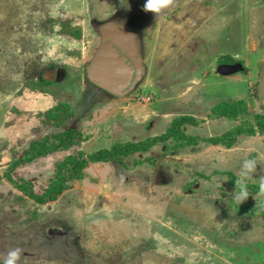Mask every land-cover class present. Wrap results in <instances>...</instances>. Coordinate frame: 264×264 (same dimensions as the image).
Instances as JSON below:
<instances>
[{
	"label": "rangeland",
	"instance_id": "rangeland-1",
	"mask_svg": "<svg viewBox=\"0 0 264 264\" xmlns=\"http://www.w3.org/2000/svg\"><path fill=\"white\" fill-rule=\"evenodd\" d=\"M143 4L0 0V260L18 247V264H264V193L249 187L264 177V131L233 133L264 115V0H171L157 18ZM105 35L136 53L120 97L86 77ZM223 101L246 112L213 116ZM180 117L195 124L174 127ZM66 130L70 148L23 161L31 141ZM227 134L230 147L211 140ZM244 159L256 169L240 203ZM78 160L56 198L29 195Z\"/></svg>",
	"mask_w": 264,
	"mask_h": 264
},
{
	"label": "trees",
	"instance_id": "trees-1",
	"mask_svg": "<svg viewBox=\"0 0 264 264\" xmlns=\"http://www.w3.org/2000/svg\"><path fill=\"white\" fill-rule=\"evenodd\" d=\"M213 116L224 117L229 120H235L239 115L246 112V104L244 101L237 102H227L223 101L215 106H213L210 110ZM255 127L250 126L243 130L240 128H236L234 130V135L239 133H245L247 135H251L255 133L257 130L264 131V115H258L256 117ZM189 122L190 124H195L194 119L188 117H180L175 119L172 123L174 127H180L183 123ZM230 134V133H229ZM227 134L225 136L226 141L224 140V136L211 139L214 143H221L227 147H230L233 139L230 135ZM233 135V136H234ZM78 137V133L76 130H66L62 133H58L52 136L51 139L45 138L42 140H33L28 144V147L24 151L23 161L31 162L35 159L44 157L47 154L57 152V151H65L73 145V140ZM139 145L129 144L122 147L117 153L125 154V152H134ZM142 149H146L143 147ZM115 150L112 152L108 151H98L94 154L89 155L88 160L90 162H98V161H111L113 160L112 156ZM85 164V160L74 161L71 165L66 164H58L55 167L54 174L49 178L46 189L43 190L41 196L36 194H32L30 191L29 195L36 198L37 201L41 203H45L49 200H53L56 198L62 190L65 188L67 181L74 176L80 177L81 169ZM64 171L70 173L69 179H65ZM252 189H259L257 185H249Z\"/></svg>",
	"mask_w": 264,
	"mask_h": 264
},
{
	"label": "water",
	"instance_id": "water-1",
	"mask_svg": "<svg viewBox=\"0 0 264 264\" xmlns=\"http://www.w3.org/2000/svg\"><path fill=\"white\" fill-rule=\"evenodd\" d=\"M116 38L105 35L101 39L87 67L86 77L96 88L113 97H120L129 92L138 78L139 70L133 47L126 46ZM236 68L240 69V66L236 65ZM256 90L264 104V61Z\"/></svg>",
	"mask_w": 264,
	"mask_h": 264
},
{
	"label": "clouds",
	"instance_id": "clouds-1",
	"mask_svg": "<svg viewBox=\"0 0 264 264\" xmlns=\"http://www.w3.org/2000/svg\"><path fill=\"white\" fill-rule=\"evenodd\" d=\"M171 0H144L143 10L145 12H150L157 16L161 13V11L167 8L170 4ZM256 169V161L253 159H244L241 162L239 176L242 179L235 180V191L233 192V199L242 202L248 196V190L246 184L243 180L251 179L252 173ZM259 190L261 193H264V177L260 178ZM22 256V251L20 248H12L7 253L5 258L0 260V264H18Z\"/></svg>",
	"mask_w": 264,
	"mask_h": 264
}]
</instances>
